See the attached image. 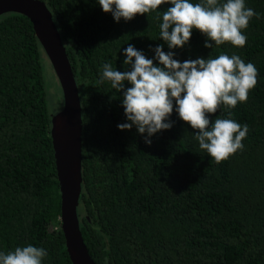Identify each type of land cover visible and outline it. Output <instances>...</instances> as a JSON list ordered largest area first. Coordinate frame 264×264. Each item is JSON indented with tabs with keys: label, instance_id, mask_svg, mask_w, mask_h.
Listing matches in <instances>:
<instances>
[{
	"label": "trees",
	"instance_id": "obj_1",
	"mask_svg": "<svg viewBox=\"0 0 264 264\" xmlns=\"http://www.w3.org/2000/svg\"><path fill=\"white\" fill-rule=\"evenodd\" d=\"M42 1L79 89L77 212L96 264H264V0H245L260 19L241 30L247 37L243 48L227 42L206 48L207 37L193 29L188 45L171 50L180 62L236 54L258 69L247 102L207 114L212 121L219 116L249 127L244 150L219 164L199 148L196 130L175 111L173 127L152 136L151 145L135 126L121 131L117 125L128 122L123 93L101 80L104 63L130 70L124 65L129 43L149 59L158 45L170 51L159 38L170 3L117 23L98 0ZM44 59L50 62L30 19L19 12L0 15V251L31 244L48 252L42 264H72L61 228Z\"/></svg>",
	"mask_w": 264,
	"mask_h": 264
},
{
	"label": "clouds",
	"instance_id": "obj_2",
	"mask_svg": "<svg viewBox=\"0 0 264 264\" xmlns=\"http://www.w3.org/2000/svg\"><path fill=\"white\" fill-rule=\"evenodd\" d=\"M98 3L117 23L121 19L130 22L138 14H148L164 4L172 5L162 12L159 24V38L170 51L165 52L164 46L158 45L152 49L154 58L149 59L129 43L124 49V65L130 70L118 71L110 62L102 65V82L109 81L113 89L123 93L122 106L128 122L117 127L123 131L135 126L141 135L146 134L144 142L151 145L152 136L173 127L171 116L175 111L196 130L194 138L199 148L206 150L217 164L238 150L242 152L248 125L219 116L212 121L207 114L217 113L222 106L234 109L238 102H247L249 91L258 83V69L236 54L229 57L222 53L215 58L180 62L171 50L188 45L193 29L207 37L206 48L226 42L243 48L247 37L241 30L249 27L252 18L260 19V13L247 7L245 0L224 3L201 0L196 4L190 0H98ZM126 82L131 86L126 87ZM232 115L229 111L228 116ZM47 256L44 248L28 244L7 253L0 251V264H42Z\"/></svg>",
	"mask_w": 264,
	"mask_h": 264
},
{
	"label": "water",
	"instance_id": "obj_3",
	"mask_svg": "<svg viewBox=\"0 0 264 264\" xmlns=\"http://www.w3.org/2000/svg\"><path fill=\"white\" fill-rule=\"evenodd\" d=\"M7 12H19L30 19L60 82L63 106L51 116V137L61 192V228L72 264H96L83 239L77 212L82 194V112L61 33L42 0H0V15Z\"/></svg>",
	"mask_w": 264,
	"mask_h": 264
},
{
	"label": "rangeland",
	"instance_id": "obj_4",
	"mask_svg": "<svg viewBox=\"0 0 264 264\" xmlns=\"http://www.w3.org/2000/svg\"><path fill=\"white\" fill-rule=\"evenodd\" d=\"M46 92L51 114L58 112L63 106V92L57 75L46 59L43 61Z\"/></svg>",
	"mask_w": 264,
	"mask_h": 264
}]
</instances>
